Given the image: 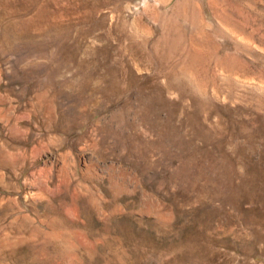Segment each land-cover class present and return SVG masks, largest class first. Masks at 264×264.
Listing matches in <instances>:
<instances>
[{
	"label": "rangeland",
	"instance_id": "1",
	"mask_svg": "<svg viewBox=\"0 0 264 264\" xmlns=\"http://www.w3.org/2000/svg\"><path fill=\"white\" fill-rule=\"evenodd\" d=\"M0 264H264V0H0Z\"/></svg>",
	"mask_w": 264,
	"mask_h": 264
}]
</instances>
